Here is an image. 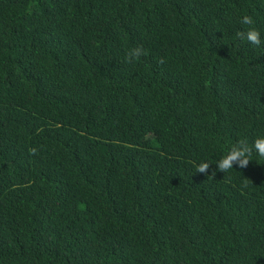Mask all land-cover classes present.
Listing matches in <instances>:
<instances>
[{
  "label": "trees",
  "instance_id": "obj_1",
  "mask_svg": "<svg viewBox=\"0 0 264 264\" xmlns=\"http://www.w3.org/2000/svg\"><path fill=\"white\" fill-rule=\"evenodd\" d=\"M260 135L264 0H0V264H264Z\"/></svg>",
  "mask_w": 264,
  "mask_h": 264
},
{
  "label": "clouds",
  "instance_id": "obj_2",
  "mask_svg": "<svg viewBox=\"0 0 264 264\" xmlns=\"http://www.w3.org/2000/svg\"><path fill=\"white\" fill-rule=\"evenodd\" d=\"M240 23L243 25H250L253 23L252 17L248 15H243L240 18ZM237 36L244 41H247L253 46L261 45V34L255 28H249L244 32H238ZM143 54L142 49L134 48L130 51L131 58H137ZM253 153L256 156L264 159V135L258 136L251 145L245 139L237 140L232 143L228 148L227 152L222 155L221 158L216 160L217 170L222 171L223 173L233 169L234 165L238 168L247 167L249 161H252ZM210 162L207 160H202L197 164V171L204 173L209 168Z\"/></svg>",
  "mask_w": 264,
  "mask_h": 264
}]
</instances>
